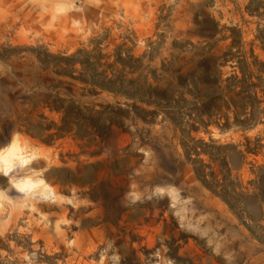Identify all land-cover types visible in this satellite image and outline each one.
<instances>
[{
  "label": "rangeland",
  "instance_id": "1",
  "mask_svg": "<svg viewBox=\"0 0 264 264\" xmlns=\"http://www.w3.org/2000/svg\"><path fill=\"white\" fill-rule=\"evenodd\" d=\"M245 5L246 0H0V153L16 138L26 157L6 170L0 164V264H264V247L196 179L168 124L155 125L143 139L113 128L103 142L82 134L83 140L71 135L50 146L20 127L29 116L57 120L42 101L58 79L42 71L31 50L71 55L97 49L111 55L119 46L135 57L145 55L143 66L163 81L192 76L185 100H198L209 113L220 106L233 122L235 108L225 107L224 84L208 88L205 80L194 88L193 82L205 79L202 68L216 76L212 58L230 43L226 28L237 27L244 51L253 50L264 63ZM221 72L224 80L231 68ZM63 81L73 86L62 85L59 94L81 104L118 100L106 93L84 96L79 84ZM193 136L224 148L243 204L264 227V149L257 156L243 154L245 138L251 148L264 147V119L248 132L210 126ZM212 169L218 174L216 165ZM24 179L42 184L21 191L16 184Z\"/></svg>",
  "mask_w": 264,
  "mask_h": 264
},
{
  "label": "trees",
  "instance_id": "2",
  "mask_svg": "<svg viewBox=\"0 0 264 264\" xmlns=\"http://www.w3.org/2000/svg\"><path fill=\"white\" fill-rule=\"evenodd\" d=\"M244 12L254 21V39L264 50V0H246ZM226 30L230 33L227 38L230 43L220 57L212 58L211 70L216 71V76L214 72L202 68L199 73L205 79L197 78L193 87L205 80L208 81V88L224 84L227 94L225 107L227 110L231 105L235 108L233 122L222 114L220 106H213V112L209 113L199 106L198 98L193 97L197 100L195 102L185 100L184 91L192 76H181L171 83L163 81L161 75L159 78L155 76V70L143 66L145 55L135 57L122 46L117 47L111 55L97 49H79L71 55L31 50L30 55L42 66V71L58 79L56 85H49V93L42 101V108L54 114L57 120L47 121L45 116L38 120L29 116L20 125L23 128L21 132L50 146L71 135H78L83 140L82 134L91 141L103 142L113 128L131 133L133 138L143 139L150 128L157 124H168L177 134L184 158L192 166L196 179L206 190L223 200L248 231L249 238L264 247V227L243 204L244 194L231 177L224 148L211 139L206 143L193 136L210 126L221 132L233 126L248 132L264 119V63L258 60L253 50L244 51L237 27ZM93 44L98 43L93 41ZM227 66L231 68V75L220 80L223 77L221 69ZM149 74L151 80H148ZM212 78H215L214 84L209 83ZM63 79L79 84L84 96L106 93L118 100L107 104H81L67 93L64 97L59 94L62 85L73 86ZM154 82L157 84L154 85ZM139 123L143 125L141 129L138 128ZM245 142L243 154L257 156L264 149L259 143L251 148L248 138H245ZM204 157H207V162ZM214 165L219 169L218 174L212 169ZM237 186L239 190H235ZM132 261L127 264H133Z\"/></svg>",
  "mask_w": 264,
  "mask_h": 264
},
{
  "label": "bare ground",
  "instance_id": "3",
  "mask_svg": "<svg viewBox=\"0 0 264 264\" xmlns=\"http://www.w3.org/2000/svg\"><path fill=\"white\" fill-rule=\"evenodd\" d=\"M23 148L19 145L17 139H13V141L8 145L6 149L1 151L0 153V164L3 166V169H9L14 163L20 161H26V157L22 156ZM42 184L40 180H29L24 179L20 180L16 186L21 191L30 192L35 187H38ZM42 192L45 191V188L41 189Z\"/></svg>",
  "mask_w": 264,
  "mask_h": 264
}]
</instances>
